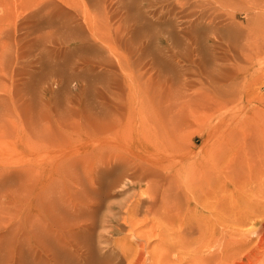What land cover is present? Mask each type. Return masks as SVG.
I'll list each match as a JSON object with an SVG mask.
<instances>
[{
  "label": "rangeland",
  "instance_id": "374dc122",
  "mask_svg": "<svg viewBox=\"0 0 264 264\" xmlns=\"http://www.w3.org/2000/svg\"><path fill=\"white\" fill-rule=\"evenodd\" d=\"M150 1L0 0V167L15 169L34 161L36 163L49 162L51 159L55 161L56 157L62 155L76 157L85 154L83 150L87 147L115 144H104L101 138L86 141L79 133L83 130L77 126V120L81 116L76 118L78 114L73 112V108H77L80 115L90 112L89 110L95 112L94 89L104 85L108 78L99 67H95L96 74L94 69L90 71V73L94 71V74H91L93 77L86 73L89 71H85V67L82 68L83 72L81 68L79 70L84 75L70 74V63L73 65L75 59L78 61L83 57L87 58L86 55L98 58L102 57L100 53H103L102 55L109 56L114 64L119 60L122 64L119 71L123 78L128 77L129 83L126 84L130 86L129 94L133 101H144L150 96V92L145 93V88H142L143 81L147 80L149 85L153 83L160 86L159 88L164 90L161 92L163 95L165 91H169L177 101L191 100L194 115L192 118L190 115L187 116L186 124L189 125L185 124L187 128L183 126L185 130H181L178 145L184 152L181 153L180 150L181 152L176 153V158L170 159H175V162L166 159L157 164L165 175L161 174L162 177H158L160 180L156 185L151 182L149 185L148 180L152 181V178L148 177L139 181L132 179L128 184H121L118 183L116 175H113L111 180L108 177L109 182L106 181L105 175H101L100 187L96 190V198H99L95 207L75 209L69 215V211L72 210L70 207L57 206L53 210L57 214L51 211L53 216L48 213L49 208H46L47 212L42 208L43 210L33 215L32 220L35 223L40 219V222L45 224L41 226L38 221L37 225L34 224L36 228L34 226L32 232V222L29 228V222H22V225L21 222L17 224L15 218L6 221L1 219L0 228L4 226V229L0 230L2 232L7 228L5 234L8 240L3 237L4 234L3 240L0 241V264H42L48 259L47 256L49 257L47 264H264V0H176L175 4V0ZM156 2L160 4L161 9L158 10L160 8L158 3V7L154 6ZM143 5L148 8H143ZM152 5L155 8H151ZM184 5L187 6L186 9ZM167 6L171 8L165 9ZM180 6L185 10L183 11L182 7L179 9ZM149 7L153 14L147 11ZM189 9H193L194 13ZM160 10H163L164 15ZM186 10L194 15L184 14ZM146 11L151 12L149 14L152 16ZM164 11L172 18L184 17L180 22L182 25L185 24L182 26L179 22L180 27L175 26L174 19L168 17ZM179 12L186 16H180ZM157 16L161 18L157 19ZM191 17L194 20H190V23ZM187 21L192 26L186 23ZM180 28L184 29L183 32ZM76 29L79 31L76 32ZM178 30L181 32H177ZM76 34L83 38L80 39ZM92 40L103 45L104 50L88 42ZM138 47H142L139 48L141 51L137 49ZM75 48L77 52L74 51ZM135 49L141 53L139 56L143 60H147L146 56L152 59V62L150 59L147 63L144 61L145 67L147 64L150 65L147 66L148 72L145 77L141 76V73L145 72L144 69L139 70L137 65H133L134 57L137 58ZM80 50L86 54H81ZM98 54L100 56H97ZM168 54L174 55L177 59L176 66L171 67L173 61L167 57ZM152 64V69L149 70ZM115 65L119 68L117 64ZM61 70L63 73H60ZM218 72L220 77L216 79L215 74ZM80 75L89 82L84 83ZM103 76L105 81L102 79ZM214 76L215 78H212ZM97 78L101 83L95 81ZM89 86L92 87L91 91ZM127 93L126 87L124 96ZM107 97L112 98L109 93ZM74 99L79 101L73 104ZM82 103L85 108L82 107L84 106ZM88 106H92L93 109L90 107L89 109ZM65 107L70 113L64 110ZM51 131H59L62 134L56 140L51 137ZM104 131L105 136L124 146L137 132L127 126ZM224 141L226 146L223 151ZM158 146H160L158 142H145L146 156L153 155L151 150ZM191 162H201L199 166L201 169L206 165L209 171H213L218 178L221 177L217 181L222 182L212 183L215 184L214 188L209 183L213 189L207 188L208 184H200L199 181L203 178L198 168L191 169L194 165ZM188 168L191 174L197 176L196 179L187 172ZM176 170L182 173L175 175ZM165 176L168 179L166 177L163 180ZM170 176L176 177L173 179L178 191L175 190V185V188L173 184L170 187L177 195L174 191L168 192ZM218 178L215 176L214 179ZM113 180L116 182L115 185ZM9 183L12 185V182ZM157 184H161L165 190L168 189L166 191L169 195ZM4 185L8 187V180L3 181L0 190L5 187ZM11 185L9 187H12ZM190 186L193 188L200 186L199 189L204 190L202 192L199 189L191 190ZM116 187L119 188L117 193ZM119 191L126 193L127 197H122L123 194H118ZM154 194L156 197L158 195V202L155 201L151 209L146 207V204H141L142 209L140 206L139 209L134 207L136 212L132 211L133 208L132 210L129 208L132 213L125 211L123 204L127 203L126 198L129 196L133 201L140 196L155 197ZM55 208L58 210L55 211ZM118 209L123 210L125 215ZM61 210L65 212L62 218ZM112 210L114 215L117 213L116 217L114 215L111 217ZM2 214L5 213L0 211L4 218L5 215ZM63 217L64 221L68 218L67 225ZM76 217L77 223H74L76 220L73 219ZM84 217L87 218V223L84 220L80 221L85 219ZM60 220L63 225L59 223ZM79 221L83 222L82 226ZM14 228L17 229L12 230ZM62 228L64 236L59 235ZM8 229L15 231L16 234L7 231ZM25 231L29 233L26 234ZM10 233L16 237L15 242L11 243V239L15 238H11ZM21 237L29 240L27 243L32 247L26 246V241ZM18 239L26 245L22 244L21 240H19L21 244L18 243ZM67 243L73 248L71 246L69 248ZM10 245L13 248L9 247ZM20 245L25 251L20 250ZM28 247L32 250L28 251L29 253L26 249ZM6 248L7 251L10 250L9 253L6 252L9 256L14 251L12 253L15 255L14 258L8 257L4 252ZM48 250L54 251L53 255ZM3 253L8 258L4 257ZM34 253L36 256H33ZM49 260L53 262L50 263Z\"/></svg>",
  "mask_w": 264,
  "mask_h": 264
},
{
  "label": "bare ground",
  "instance_id": "6f19581e",
  "mask_svg": "<svg viewBox=\"0 0 264 264\" xmlns=\"http://www.w3.org/2000/svg\"><path fill=\"white\" fill-rule=\"evenodd\" d=\"M98 1H100V0H98ZM104 1V0H103ZM145 2H146V0H144ZM150 1V0H149ZM154 2L155 1H157V0H153ZM227 1V0H226ZM119 2V1H118ZM142 2V1H141ZM153 2V3H154ZM175 2H176V0L174 1V4H175ZM151 4V1L150 2H148V4ZM157 3L158 2H156L155 4L156 5H154V6H157L158 7V5L160 6V4L158 3V5H157ZM172 3V2H171ZM177 3V2H176ZM187 3L188 2H186V5H187ZM252 3V2H251ZM141 4V3H140ZM140 4H139V7H140ZM149 4V5H150ZM189 4H190V2H189ZM206 4V3H205ZM142 5V4H141ZM186 5H184L185 6V9L187 8V6ZM153 6V5H152ZM151 7V8H155V7ZM178 6V5H177ZM183 6V5H182ZM182 6H180L179 7V9L182 7ZM138 7V8H139ZM147 6H144L143 5V8H146ZM149 7V8H150ZM157 7H156V9H157ZM191 7H192V5H191ZM135 8V7H134ZM148 8V7H147ZM151 8L150 9H147V11L149 10V11H151ZM165 9L167 8V10H168V8H169V6H167V7H164ZM171 8V7H170ZM169 8V9H170ZM183 8V7H182ZM136 9V8H135ZM159 9H161V6H160V8H158V10ZM175 9V8H174ZM184 8L182 9L183 11L185 10ZM140 10V9H139ZM182 10H180V11H182ZM191 10V12H193L194 10L193 9H189V11ZM193 10V11H192ZM126 11V10H125ZM146 11V13L147 14H149V13H151L152 12V14H153V10L151 11V12H147ZM161 11V10H160ZM159 11V12H160ZM170 11V10H169ZM172 11V10H171ZM137 12V11H136ZM139 12V11H138ZM137 12V13H138ZM155 12V11H154ZM158 12V11H157ZM156 12V13H157ZM162 12V14H163V10L161 11ZM165 13H166V11H164ZM168 12V11H167ZM188 10H186V13L184 12V14H187V15H194V14H189L190 12H188ZM136 13V14H137ZM156 13H154L155 15H156ZM170 13V12H169ZM175 13V12H174ZM174 13H172V15H174ZM180 13V12H179ZM178 13V14H179ZM194 13V12H193ZM152 14H149V15H151L152 16ZM162 14H159L160 16L162 15ZM167 14V13H166ZM121 15V14H120ZM120 15H119V17H120ZM125 15V14H124ZM128 15H130V14H128ZM144 15H145V12H144ZM143 14H142V16H144ZM148 15V16H149ZM157 15H158V13H157ZM164 15V14H163ZM170 15V14H169ZM180 16H182L183 15V12H181L180 14H179ZM126 16H127V13H126ZM154 16V15H153ZM167 16H168V14H167ZM175 16H177V12H176V15ZM174 16V17H175ZM183 16H186V15H183ZM189 16H187V17H189ZM129 16H127V18H128ZM154 17H156V16H154ZM168 17H171V16H168ZM187 17H185V19H187ZM201 17V16H200ZM208 17V16H207ZM126 18V17H125ZM159 18H161V17H158L157 16V19H159ZM172 18V17H171ZM184 18V17H183ZM183 18L182 19H178L179 21L178 22H176V18H172V19H174L173 20V22H175L176 24H174L175 26H177L178 24H179V22L181 21V20H183ZM215 18V17H214ZM123 19V18H122ZM122 19H120V20H122ZM176 19V20H175ZM184 19V20H185ZM194 20V18L193 17H191V19L189 18V22H190V20ZM126 20V19H125ZM127 21H129V20H127ZM136 22V21H135ZM170 22V21H169ZM188 21L186 22V23H188L190 26H192L190 23H189ZM194 22V21H193ZM207 22V21H206ZM180 24L182 25V23L180 22ZM185 24V23H184ZM183 24V25H184ZM182 25V26H183ZM179 26V25H178ZM177 26V27H178ZM181 26V27H182ZM207 26V25H206ZM210 26V25H209ZM126 27V26H125ZM136 27V26H135ZM148 27V26H147ZM151 27V26H150ZM180 27V26H179ZM187 27V26H186ZM127 28V27H126ZM188 28V27H187ZM190 28V27H189ZM188 28V29H189ZM127 29H129V28H127ZM181 29V31H182V29L183 28H180ZM184 29H185V31H187V29L185 28V26H184ZM183 29V30H184ZM125 30V29H124ZM77 31H79V30H77L76 29V32ZM121 31V30H120ZM181 31H177V32H181ZM183 32V31H182ZM189 32V31H188ZM122 32H120V34H121ZM124 34V33H123ZM122 34V35H123ZM77 35V34H76ZM79 35H81V34H79ZM121 35V37H123ZM191 35V34H190ZM78 36V35H77ZM187 36V35H186ZM250 36V35H249ZM249 36H248V38H249ZM80 39L81 38H83V37H81V36H78ZM77 38V37H76ZM78 39V38H77ZM85 39H86V37H85ZM84 39V40H85ZM79 40V39H78ZM84 40H83V42H84ZM86 41V40H85ZM89 43H91V44H93V45H97L96 47H99L100 49H102V50H104V46L103 45H101L100 43H98L96 40H92V41H88ZM81 44V43H80ZM86 44H87V41H86ZM140 44V43H139ZM250 44V43H249ZM78 45H79V43H78ZM246 45L248 46V43H246ZM142 46V45H141ZM143 47V46H142ZM142 47H138L137 49H139V48H142ZM87 48V47H86ZM144 48V47H143ZM259 48V47H258ZM140 50V49H139ZM144 50V49H143ZM74 51H76V48H75V50ZM81 51V54H86L85 52L84 53H82V50H80ZM85 51H86V49H85ZM92 51V50H91ZM137 50L135 49V52H136ZM141 51V50H140ZM168 52H169V50H167ZM77 52V51H76ZM93 52V51H92ZM134 52V53H135ZM147 52V51H146ZM145 52V53H146ZM171 52V51H170ZM80 53V52H79ZM144 53V54H145ZM172 53V52H171ZM241 53V52H240ZM81 54H80V56H81ZM88 54H90V53H88ZM101 54V56L102 57H98V58H96L95 56H91V55H89V56H87L86 55V57L87 58H82L81 60H78L77 61V59H75L74 61H71V62H74V64L73 65H71V63H70V68H69V70H70V74L72 73H74L75 75H76V73L77 74H79L80 73V71L79 70H81L82 68H84L85 69V71L86 70H88L89 72H86V73H90V71L91 70H93L94 69V71H95V67H99L100 69H101V71L103 72V74L105 73V75L106 76H108V78H107V80L104 78V76H103V80L105 81L106 80V82H105V84L104 85H102L101 87H99V88H95L94 89V93L96 94V96H95V103H94V105H93V108H94V110H95V112L93 111H91V110H89L90 108L91 109H93L92 108V106H88V110L91 112H87V113H85V114H79V113H77V108H73V112H75L76 114H78V117H76V118H79L80 116V119H78L77 120V126L78 127H82L83 128V130L82 131H79V133H81V137L83 138V140L85 139L86 141H88L89 139H91V138H95V139H99V138H101L102 139V141H103V143L104 144H108V143H115V144H112V145H106V146H98V147H87V148H85L83 151H84V153L85 154H82V155H79V156H77L76 155V157L74 156V155H72V156H67V155H62L61 157H56L57 159L55 160V161H53L52 159L49 161V162H41V163H36L35 161L34 162H31L30 164H25V165H21V167H19V168H15V169H10V168H7V167H0V186H1V184L3 183V181L4 180H8V187L7 186H5V185H7V184H5L4 186H2V187H4V188H6L7 187V189H4V188H2L1 190H0V211H3L5 214H2V215H5V219L3 218V216H1L0 215V221H1V219H3L2 221H6V220H9L10 218H12L11 220H13L14 218L15 219H17L16 220V222H17V224L19 223L20 224V222L22 223V222H29L28 223V226L29 225H31L30 224V222H34L33 220H32V217H33V215L36 213V212H40L41 211V209L42 208H45L44 210L46 211V208H49V211L50 212H48V213H50L51 214V211H53L54 210V207H57V206H65V207H70V209H72V210H70L69 211V215L71 214L70 212L72 211V213H73V210L75 211V209L76 210H78V209H80L81 210V208H91V207H95L94 205L96 204V202H97V198H99V197H97L96 198V190H97V187H100L99 186V184H100V176L101 175H105L106 176V178H107V182H109L111 179L110 178H112L113 179V175H116L117 176V179H118V183H121V184H128L132 179H136V180H140V179H142V178H144V179H146V177H148V178H152L151 180L152 181H150V180H148L149 181V183H148V181H147V183L150 185V182H151V184H153V183H155V185H156V182L158 181L159 182V180H158V177L160 178V177H162L161 176V174H163L162 172H161V170L158 168V165L157 164H159V163H162V162H164L166 159H168L169 161H172V162H175L176 160L174 159V160H170L171 158L173 159L175 156H177L176 155V153L177 152H179L181 149H183V148H181V149H179L180 148V146L178 145V144H180L179 143V139H180V137H181V134H182V129H184L185 130V128H183V126L184 127H186L187 128V126H185V124H186V119H187V116H189L190 115V117L192 118V115H193V109H192V107H193V102L191 101V100H183V101H177V100H175V98L172 96V94H170V92L169 91H165V94L163 95V94H161V92H163L164 90H162V89H160L159 87L160 86H158L157 84H155V85H153V83L151 84V85H149L148 84V81L147 80H144L143 81V83H142V88L144 89L145 88V93L148 91V92H150V96L149 97H147L146 98V100H144V101H142V100H138V101H133L131 98H130V94H129V91H130V86L129 85H127L126 83H129V81H128V77H126V76H124V78L122 77L123 75H122V73H121V71H119V70H121L122 69V64H121V62L119 61V60H116L115 61V64H117L118 66H119V68L114 64V61L111 59V58H108L109 56H106V57H104L102 54L103 53H100ZM100 54H98L97 56H100ZM136 54V56H137V58H135L134 57V60L135 59H137L136 60V62L133 60V62L135 63H133V65H137L136 67H137V69H141L142 68V70L144 69V73H141V76H143L144 75V77H145V74H146V72H148V71H146V70H148V67H150V65H148L147 64V66L145 67V62L147 63V60L148 59H150L151 60V62H152V59L151 58H147V57H149V56H146V61L145 60H143L142 58H140V54L141 53H138V51L135 53ZM147 54V53H146ZM173 54V53H172ZM172 54H168L167 55V57H169V59L171 60V61H173V65L171 66V67H174V66H176V64H178V61H177V59L176 58H174V55H172ZM148 55V54H147ZM153 55V54H152ZM79 56V57H80ZM142 56V55H141ZM75 57V56H74ZM73 57V58H74ZM78 57V58H79ZM95 57V58H94ZM138 57H139V59H140V61H139V59H138ZM143 57H144V55H143ZM154 57V56H153ZM159 57V56H158ZM166 57V58H167ZM77 58V57H76ZM145 58V57H144ZM168 59V60H169ZM176 59V60H175ZM190 59V58H189ZM73 60V59H72ZM157 60V59H156ZM145 61V62H144ZM151 62L149 61L148 63H150L151 64ZM191 62V61H190ZM172 63V62H171ZM188 63V62H187ZM190 64V63H189ZM152 66H153V64L151 65V68H149V70H151L152 69ZM189 66V65H188ZM69 67V66H68ZM81 68V69H80ZM87 68V69H86ZM176 68V67H175ZM174 69V68H173ZM68 70V69H67ZM187 70H189V69H187ZM186 70V71H187ZM62 71V70H61ZM77 71H79V72H77ZM82 72H83V69L81 70ZM93 71V72H94ZM97 71V70H96ZM95 71V74L97 73ZM100 71V72H101ZM175 71H177V69H175ZM80 73V74H83V73ZM92 72V73H93ZM60 73H63V71L62 72H60ZM65 73H67V72H65ZM85 73V72H84ZM85 73V74H86ZM92 73H90V76H92L91 74ZM190 73V72H189ZM68 74V73H67ZM66 74V75H67ZM73 74V75H74ZM94 74V73H93ZM218 74H219V72L218 73H216L215 75H216V79H217V77L219 78L220 77V74H219V76H218ZM73 75H71V76H73ZM74 75V76H75ZM84 75V74H83ZM152 75V74H151ZM63 76V75H62ZM79 76V75H78ZM81 76V75H80ZM98 76V75H97ZM97 76H94V78H96ZM64 77V76H63ZM82 77V76H81ZM93 77V76H92ZM83 78V77H82ZM82 78H80V80L82 79ZM153 78V77H152ZM212 78H215V76L214 77H212ZM76 79H77V77H76ZM84 79V78H83ZM99 79H101L100 77H99ZM98 78H97V80L95 79V81H98L99 80ZM148 79V78H147ZM85 80H87L86 78L84 79V83L85 82H89L88 80L87 81H85ZM149 80V79H148ZM157 80V79H156ZM184 80H187V79H184ZM93 81H94V79H93ZM102 81V80H101ZM125 81V82H124ZM150 81V80H149ZM82 82V81H81ZM98 82H100V81H98ZM98 82H97V84H98ZM103 82V81H102ZM184 82H186V84H188L187 83V81H184ZM90 83H92V82H90ZM96 83V82H95ZM101 83V82H100ZM99 83V84H100ZM81 85L83 86V84L81 83ZM85 85V84H84ZM87 87H88V85H87ZM90 87V86H89ZM127 87V89H128V93L126 94V96H124V93H125V88ZM84 88H85V86H84ZM91 89H92V87H90V91H91ZM85 90H86V88H85ZM89 91V90H88ZM89 91V92H90ZM93 91V90H92ZM81 93H83V92H81ZM85 93H88V92H85ZM91 93V92H90ZM107 93H109V94H111V96H112V98H109V97H107ZM85 95V94H84ZM88 96V95H87ZM164 96V97H163ZM80 97H81V95H80ZM86 97V96H85ZM89 97V96H88ZM163 97V98H162ZM91 98V97H90ZM93 98V97H92ZM78 99H79V97H78ZM78 99H74L75 101H73L72 100V103L74 104L76 101L78 102L79 100ZM93 99V100H94ZM88 100V99H87ZM89 100H91V99H89ZM71 101V100H70ZM76 102V103H77ZM71 103V102H70ZM83 104V103H82ZM86 104V103H85ZM84 105V104H83ZM68 107V106H67ZM70 108H72V105H70L69 106ZM68 107V108H69ZM83 108H85V105L84 106H82ZM86 107H87V105H86ZM67 108V110H68V112L70 113V110ZM81 108V107H80ZM64 109V108H63ZM65 111H67L66 110V107H65V109H64ZM63 110V111H64ZM72 110V109H71ZM81 110V109H80ZM83 111V110H82ZM81 111V112H82ZM57 112V111H56ZM84 112H86L85 110H84ZM66 113V112H65ZM74 113V114H75ZM92 113H94V114H92ZM71 114H73L72 112H71ZM68 116H71V115H68ZM74 116V115H73ZM77 116V115H76ZM194 116V115H193ZM67 117V116H66ZM72 117V116H71ZM189 117V118H190ZM75 118V117H74ZM60 119V118H59ZM71 119V118H70ZM72 120H74V119H72ZM71 120V121H72ZM189 120V119H188ZM73 122V121H72ZM67 123V122H66ZM65 123V124H66ZM74 123V122H73ZM189 123V122H188ZM59 124V123H58ZM63 124H64V122H63ZM69 125V124H68ZM186 125H189V124H186ZM64 126H66V125H64ZM125 126H127V127H129V128H132V129H134V130H136L137 132L134 134V136H133V138H132V140L129 142V143H127L125 146L123 145V144H119V142H114V141H112L111 140V138L110 137H108V136H105V131L104 130H108V129H111V128H113V127H125ZM67 127V126H66ZM53 133V134H52ZM242 133H243V131H242ZM61 132H59V131H56V132H54V131H51L50 132V135H51V137L52 138H54V139H56L57 137H59V136H61ZM219 136V135H218ZM222 136V135H221ZM220 137V136H219ZM224 137V136H223ZM57 140V139H56ZM219 140V139H218ZM221 140H222V138H221ZM244 141V140H243ZM145 142H158V143H160V146H158V147H156V148H154V149H152L151 151H153L152 153H154L153 155H151V156H146V151H145V149H144V144H145ZM182 145V144H181ZM179 146V147H178ZM225 146H226V142L224 141V144L222 145V148H223V151H224V149H225ZM221 148V149H222ZM200 149V148H199ZM218 148H216V150H217ZM182 151V150H181ZM180 151V152H181ZM185 151H186V149H185ZM187 151H188V147H187ZM210 151V150H209ZM213 151V150H212ZM212 151H210V152H212ZM184 152V150L181 152V153H183ZM190 152V151H189ZM208 153V152H207ZM185 155V154H184ZM191 155V154H190ZM182 156V155H181ZM186 157V156H185ZM188 157V156H187ZM216 157V156H215ZM176 158V157H175ZM178 158H180V157H177V159ZM184 158V157H183ZM217 158V157H216ZM55 159V158H54ZM206 159V158H205ZM213 160V159H212ZM211 160V161H212ZM182 161V160H181ZM184 161V160H183ZM204 161V160H203ZM207 161V160H206ZM209 161V160H208ZM211 161H209V162H211ZM214 161V160H213ZM212 161V162H213ZM185 162V161H184ZM178 163H180V162H178ZM190 163V162H189ZM191 163H193V162H191ZM200 163L201 162H199V163H193L194 165H192V167H191V169H194V168H198L199 169V171H200V174H201V178H203V180H201V181H199V183L200 184H203V183H205V185L206 184H208L209 185V183H215L216 184V182H218L217 184H219V182H222V181H217V180H220L221 179V177L220 178H218L217 177V175H214V172L212 171H209L210 169H207L206 168V165H204V167L201 169V167H199L200 166ZM215 163V162H214ZM217 164H219L218 162H217ZM216 164V165H217ZM214 165V164H213ZM222 165V164H221ZM215 166V165H214ZM216 167V166H215ZM216 169H217V167H216ZM213 170V169H212ZM218 170V169H217ZM206 171H208V173L206 172ZM214 171H216L215 169H214ZM118 172V173H117ZM178 170H176V172H174V174L176 173L177 175L178 174H181L182 172H179ZM187 172H189V168H188V171ZM206 172V173H205ZM222 172V171H221ZM198 173V172H197ZM196 173V174H197ZM210 173V174H209ZM218 174L220 173V170H219V172H217ZM173 174V175H174ZM175 174V175H176ZM189 174L190 175H192V176H194V174H191L190 172H189ZM206 174H209V176L208 175H206ZM163 175H165V174H163ZM215 176H216V178H218V179H214L215 178ZM219 176V175H218ZM108 177H109V179H108ZM167 176H165L164 178H163V180L166 178ZM171 177L172 176H170V181L169 182H171V184L170 185H168L169 187L172 185L173 186V188H175V190L176 191H178L177 189H178V186L175 184V181H174V179H173V177H175V176H173L172 177V179H171ZM196 177L197 176H194L193 177V179H196ZM209 179H208V178ZM214 177V178H213ZM154 178V179H153ZM176 178V177H175ZM178 178V177H177ZM114 179H115V177H114ZM144 179H142V180H144ZM162 179V178H161ZM166 179H168V177L166 178ZM186 179H187V176H186ZM186 179L184 180V181H186ZM109 180V181H108ZM116 180V179H115ZM115 180H113L114 182V184L113 185H115V183L117 182V180H116V182H115ZM141 180V181H142ZM172 180V181H171ZM190 180V179H189ZM192 180V179H191ZM197 180H198V178H197ZM197 180L195 181V182H197ZM9 181L10 182H12V185H11V183H9ZM106 182V183H107ZM135 182H137V181H134V183ZM144 181H142V183H143ZM168 181H167V183H169ZM111 183H112V181H111ZM110 183V184H111ZM118 183H117V185H118ZM141 183V182H140ZM210 184V185H211ZM215 184H212L213 185V188H214V186H215ZM223 184V183H222ZM9 185H11L12 187H9ZM157 185H159L160 187H162L161 186V184H157ZM174 185H175V187H174ZM190 185V184H189ZM209 185V186H210ZM220 185H221V183H220ZM219 185V186H220ZM103 186V185H102ZM109 187H110V185H108ZM123 186H126V185H123ZM131 186V185H130ZM158 186V187H159ZM186 186H188V184L186 185ZM192 186V185H191ZM190 186V187H191ZM207 187V188H211V186L210 187ZM219 186H218V188H219ZM222 186V185H221ZM220 186V187H221ZM107 187V186H106ZM118 187H119V185H118ZM168 187V188H169ZM190 187H187V188H190ZM200 187V186H199ZM199 187H191V190H193V189H199ZM203 187V186H202ZM105 188V187H104ZM108 188V187H107ZM106 188V190H107V192H108V189ZM126 188V187H125ZM128 188V187H127ZM147 188V187H146ZM151 188V187H150ZM164 187H162V188H160V189H162V190H164L166 193H167V191L166 190H168V189H163ZM171 188V187H170ZM169 188V191L168 192H173L174 190H173V188H171L172 189V191H170L171 189ZM186 188V187H185ZM204 188V187H203ZM206 188V187H205ZM207 188L205 189V190H207ZM213 188H211V189H213ZM119 190V188H117L116 187V193H117V191ZM130 189H132V188H130ZM148 189V188H147ZM157 189V188H156ZM105 190V191H106ZM111 190H112V188H111ZM153 190V189H152ZM190 190V189H189ZM201 192H202V190H204V189H199ZM110 191V190H109ZM113 191H115L114 189H113ZM112 191V192H113ZM134 191V190H133ZM158 190H156V192H157ZM164 191H163V193H164ZM175 192V191H174ZM105 193V192H104ZM115 193V194H116ZM119 193H121L120 191L118 192V194ZM132 193V192H131ZM155 193V192H154ZM162 192H161V194H163ZM178 193V192H177ZM103 194V193H102ZM108 194H109V192H108ZM121 194H123V192L121 193ZM120 194V195H121ZM126 193H124L123 195H121L122 197H124L125 198V196L127 197V195H125ZM128 194V193H127ZM130 194V193H129ZM156 194H158V193H156ZM160 194V193H159ZM160 194V195H161ZM168 194V193H167ZM175 194H176V192H175ZM174 194V195H175ZM202 194V193H201ZM112 195V194H111ZM131 195V194H130ZM141 195V194H140ZM155 195V194H154ZM164 195V194H163ZM162 195V196H163ZM169 195V194H168ZM173 195V196H174ZM177 195V194H176ZM185 195H187V194H185ZM102 196V195H101ZM104 196V195H103ZM115 196V195H114ZM152 196V195H151ZM161 196V197H162ZM165 196V195H164ZM180 196V195H179ZM105 197H106V194H105ZM110 197V196H109ZM108 197V198H109ZM113 197V196H112ZM157 197H158V195H157ZM157 197H156V195H155V197H150V198H144V197H142V196H140V198H137V199H135V200H130L129 198H130V196H129V198H126V201H127V203L126 204H123V205H125V206H123V205H121V206H123V207H125V211L126 210H128V212H130L129 211V208H130V210H132L131 208H133V210L132 211H134V207H137V209H139L138 207L142 204H146V207H150V209H151V207H153L152 205L153 204H155V201H156V203L158 202L157 200ZM169 197V196H168ZM166 198V197H165ZM164 198V199H165ZM109 199H112V198H109ZM109 199H107V200H109ZM133 199V198H132ZM160 199H162V198H160ZM182 199V198H181ZM103 200H105V199H103ZM165 200H167V199H165ZM162 201V200H161ZM180 201V200H179ZM163 202H164V200H163ZM170 202V201H169ZM173 202H174V200H173ZM104 203V202H103ZM168 203V202H167ZM177 203H179V202H177ZM138 205V206H137ZM119 207H120V204H119ZM123 207H122V209H123ZM141 207H143V206H140V208ZM50 208H52V210H50ZM56 210L55 211H57L58 209L57 208H55ZM63 209V208H62ZM120 209H121V207H120ZM120 209H118V211L120 210ZM142 209V208H141ZM149 209V210H150ZM43 210V209H42ZM64 210V209H63ZM63 210H61V212L63 211ZM92 210V209H91ZM94 210V209H93ZM117 210V209H116ZM136 210V209H135ZM181 210V209H180ZM67 211L68 210H66V214H67ZM121 211V213H122V211L123 210H120ZM119 211V212H120ZM145 211H146V208H145ZM43 212V211H42ZM47 212V211H46ZM54 212V211H53ZM53 212H52V214L50 215V216H53ZM119 212H118V214H119ZM134 212H136V211H134ZM133 212V213H134ZM2 213V212H1ZM47 213V214H48ZM55 214H57V212H54ZM65 213V212H64ZM63 212H62V214H61V218H62V215L64 214ZM84 213V212H83ZM130 213H132V212H130ZM147 213H148V209H147ZM39 214V213H38ZM54 214V215H55ZM60 214V213H59ZM58 214V215H59ZM112 216L111 217H113V210H112ZM110 214V215H111ZM123 214L125 215V212L123 211ZM128 214V213H127ZM57 215V216H58ZM69 215H68V218H69ZM73 215V214H72ZM71 215V216H72ZM109 215V216H110ZM39 216V215H38ZM115 217L117 216V213H116V215H114ZM6 217L8 218V219H6ZM48 217V216H47ZM47 217H46V219H47ZM60 217V216H59ZM88 217H90V216H88ZM110 217V218H111ZM49 218V217H48ZM68 218H67V220H68ZM72 218V217H71ZM82 218V217H81ZM80 218V219H81ZM85 218V217H84ZM129 218V217H128ZM45 219V220H46ZM53 219H54V217H53ZM77 219V217L75 218V219H73V220H76ZM86 219L87 218H85V219H82V220H80V221H83L84 220V222L85 223H87L86 222ZM90 218H88V220H89ZM106 219V218H105ZM32 220V221H31ZM34 220H36V219H34ZM67 220L66 221H64V217H63V221L66 223L67 222ZM87 220V221H88ZM124 220V218L122 219V221ZM130 220V219H129ZM2 221H1V223L0 224H2ZM38 221H39V223L41 224V226H43V224H45V222L42 224V222H40V219H38ZM38 221H35V223H36V225L38 224ZM49 221H50V219H49ZM59 221V220H58ZM62 220H60V222L59 223H62L61 222ZM79 221V222H80ZM9 221H7V223H8ZM16 222H14V223H16ZM46 222H48V221H46ZM117 222H118V220H117ZM124 222V221H123ZM4 224L6 223V222H3ZM6 223V224H7ZM35 223H33V225H31L32 226V229H31V232H32V230H33V228H34V226H35V228H36V225H34ZM70 223H72L71 221H70ZM74 223H77V220L74 222ZM81 223V222H80ZM83 223V222H82ZM82 223H81V226H82ZM9 224V223H8ZM64 223H62V225H63ZM92 224V223H91ZM12 225H15V224H12ZM11 225V226H12ZM22 225H23V223H22ZM53 225V224H52ZM52 225L50 226V227H52ZM66 225H67V223H66ZM80 225V224H79ZM78 225V226H79ZM3 226V225H2ZM17 225H15V227H16ZM19 226H21V225H19ZM19 226H18V228H19ZM31 226H29V228H31ZM65 226V225H64ZM138 226V225H137ZM140 226V225H139ZM4 227V226H3ZM2 227V228H3ZM6 227H7V225H6ZM24 227V226H23ZM26 227V226H25ZM38 227H40L39 225H38ZM48 227V226H47ZM56 227V226H55ZM55 227H53V228H55ZM72 227V226H71ZM75 227V226H74ZM84 227H86V226H84ZM2 228H0V229H2ZM8 228H10V224H9V226H8ZM13 228V227H12ZM59 228V227H58ZM78 228V227H77ZM4 229V228H3ZM7 229V228H6ZM5 229V230H6ZM15 229H17V228H14V229H12V230H15ZM21 229H22V226H21ZM26 229V228H25ZM67 229V228H66ZM79 229V228H78ZM2 231L1 232V230H0V233L2 234L1 236H0V241H1V239L3 240V237L4 238H6L7 237V233H6V231ZM54 230V229H53ZM64 229L62 228V230H60V232H59V235H61V236H64V233L62 232ZM70 230V229H69ZM131 230V229H130ZM7 231H11V230H7ZM19 231H20V229H19ZM29 231V230H28ZM68 231V230H67ZM76 231V230H75ZM78 231V230H77ZM88 231V230H87ZM4 232V233H3ZM13 234L15 233V231L13 232V231H11ZM24 232V231H23ZM26 232V234L27 233H29V232H27V231H25ZM68 232H70V231H68ZM71 232H73V230L71 231ZM141 232H143V231H141ZM6 233V234H5ZM12 233H10V234H8V237L10 238V236H12L11 238H15V240L14 239H11L12 241H11V243L14 241H16V237H14L13 235H12ZM17 233H19V232H17ZM83 233V232H82ZM140 233V232H139ZM6 236H5V235ZM16 234V233H15ZM23 234H25V233H23ZM133 234V233H132ZM143 234V233H142ZM4 235V236H3ZM10 235V236H9ZM21 235V234H20ZM30 235V234H29ZM3 236V237H2ZM19 236V235H18ZM17 236V237H18ZM27 236L28 235H26L25 236V238L27 239ZM31 236V235H30ZM43 236V235H42ZM41 236V237H42ZM45 236V235H44ZM138 236V235H137ZM142 236V235H141ZM150 236V235H149ZM32 237V236H31ZM20 238V237H19ZM33 238V237H32ZM46 238V237H45ZM63 238V237H62ZM70 238V237H69ZM79 238V237H78ZM21 239L22 240H24L22 237H21ZM21 239H18V243H20V241L19 240H21ZM24 240V241H26V243H27V241H29V240ZM37 239H40V238H37ZM37 239H33V240H35V241H37ZM43 239V238H42ZM6 240H8V238H6ZM6 240H4V241H6ZM10 240V239H9ZM21 240V242H23ZM48 240V239H47ZM40 241V240H39ZM38 241V242H39ZM44 241V240H43ZM78 241V240H77ZM143 241V240H142ZM3 242V241H2ZM9 242V241H8ZM40 242H42V241H40ZM38 243V244H40L41 246H42V244L41 243ZM73 242H75V241H73ZM10 242H9V244H11ZM25 242H23L22 244H24ZM181 243V242H180ZM15 244V243H14ZM21 244V243H20ZM36 244H37V242H36ZM51 244V243H50ZM68 244V243H67ZM76 244V243H75ZM24 245H26V244H24ZM29 245H30V243H29ZM28 245V243H27V245L26 246H29ZM69 245V244H68ZM6 246V245H5ZM21 246L22 245H20V250L22 249L21 248ZM31 247H32V245H30ZM37 246V245H36ZM66 246V245H65ZM64 246V247H65ZM70 246L71 245H69V248H70ZM9 247H11V245L9 246ZM9 247H8V249H9ZM37 247H39L40 248V246L38 245ZM36 247V248H37ZM43 247V246H42ZM62 247V246H61ZM72 247V246H71ZM77 247H79V246H77ZM82 247H83V245H82ZM82 247L80 248V249H82ZM140 247V246H139ZM11 248H13V246L11 247ZM10 248V249H11ZM24 248V247H23ZM28 248H30V247H28ZM28 248H26L27 249V252L28 251H30L31 250V248L28 250ZM35 248V251L37 250ZM57 248H59L60 249V247H57ZM67 248V247H66ZM73 248V247H72ZM142 248V247H141ZM17 249V248H16ZM46 249H47V246H46ZM49 249H52L53 250V248H50L49 247ZM6 251H4L5 253L6 252H10V250L9 251H7V248L5 249ZM17 250H19V249H17ZM17 250H16V252H17ZM23 250V249H22ZM55 250H57V249H55ZM77 250V249H76ZM13 251V250H12ZM14 251H15V247H14ZM13 251V252H14ZM23 251H25V250H23ZM23 251L21 252V253H23ZM32 251V250H31ZM34 251V249H33V252H35ZM41 251V250H40ZM45 251V250H44ZM49 252H50V250H48ZM63 251V250H62ZM71 251H73V250H71ZM13 252H11L10 253V256L8 255V257H11V256H13V258L15 257V255L14 254H12ZM52 252V251H51ZM51 252H50V254H51ZM54 252V251H53ZM53 252H52V255H53ZM63 252H65V251H63ZM77 252H78V250H77ZM184 252V251H183ZM21 253L19 254L20 255V257H21ZM29 253V252H28ZM32 253V252H31ZM44 253V252H43ZM80 253H82V252H80ZM86 253V252H85ZM4 254V253H3ZM18 254V253H17ZM24 254V253H23ZM22 254V255H23ZM46 253H44V255H45ZM60 254H61V252H60ZM84 254V253H83ZM141 254V253H140ZM5 255V254H4ZM7 255H5L4 257H6V258H8L7 257ZM35 255V253L33 254V256ZM40 255H42V253H40ZM52 255H50L51 257H55V256H52ZM57 255V254H56ZM75 255H76V253H75ZM139 255V254H138ZM25 256V255H24ZM36 256V255H35ZM46 256H47V254H46ZM61 256V255H60ZM256 256V255H255ZM39 257H43V256H39ZM74 257V256H73ZM78 257H79V254H78ZM78 257H76L77 258V262H79V259H78ZM81 258H82V256H80ZM13 258H11V260H13ZM17 258H19V256H17ZM36 258V257H35ZM45 258V257H44ZM47 258L49 259V257L47 256ZM47 258H45V259H47ZM56 258V257H55ZM136 258V257H135ZM3 259V258H2ZM29 259V258H28ZM47 259V260H48ZM53 259V258H52ZM63 259V258H62ZM144 259V258H143ZM9 260V259H8ZM47 260L46 261H44L43 263L44 264H47L46 262H47ZM201 260V259H200ZM36 261V260H35ZM49 261H51V260H49ZM133 261V260H132ZM12 262V261H11ZM38 262V261H37ZM53 262V260L50 262V263H52ZM57 261H55V263H56ZM76 262V263H77ZM95 262V261H94ZM42 263V264H43ZM80 263V262H79ZM84 263V262H83ZM134 263V262H133ZM251 263V262H250ZM255 263V262H254ZM40 264V263H39ZM53 264V263H52ZM253 264V263H252Z\"/></svg>",
  "mask_w": 264,
  "mask_h": 264
}]
</instances>
